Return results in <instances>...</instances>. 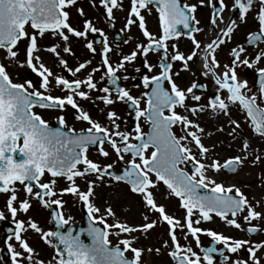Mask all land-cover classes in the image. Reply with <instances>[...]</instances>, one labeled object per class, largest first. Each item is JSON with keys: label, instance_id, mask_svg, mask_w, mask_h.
<instances>
[{"label": "snow or ice", "instance_id": "snow-or-ice-1", "mask_svg": "<svg viewBox=\"0 0 264 264\" xmlns=\"http://www.w3.org/2000/svg\"><path fill=\"white\" fill-rule=\"evenodd\" d=\"M88 4L98 12L102 9L100 15L112 26L115 12L126 11L121 31L130 32L136 26L144 39L136 40L127 53L114 49L104 30L87 17L79 0H0V50L6 61L0 62V194L7 196L5 207L15 223L13 235L21 249L17 251L8 243L12 264H151L145 256L160 255L161 249L167 250L172 264H264V240L253 242L201 227L216 217L226 226L250 235L264 231L259 223H252L264 220V195L249 199L243 186L225 185L210 175L222 170L238 175L246 164H264V149H257L250 139L241 137V120L232 117L235 108L251 132L264 139V47H260L264 45V0H197L191 4L182 0H129L127 9L123 0H88ZM150 6L158 14V36L148 30L143 14L151 15ZM198 7L211 9L209 25L214 36L204 43L197 39V34L204 31L196 16ZM72 9L79 18L76 25L72 23ZM249 16L256 30L247 33L246 44L253 46L254 54H249L244 44H237L229 49V62L221 64L218 50L231 41L241 24L248 23ZM177 26H182L183 31ZM90 34L102 37L98 64L93 63L97 49ZM182 37L192 45L187 53L178 47ZM45 38L53 42L42 47L40 41ZM133 39L130 35L123 43ZM76 41H82L91 55L76 57V63L70 65L66 56H76L72 47ZM114 51L121 53L115 62L110 56ZM41 52L54 57V66L60 73L44 62ZM150 54H156L158 61L150 62ZM138 58L142 59L139 67L135 65ZM197 61L194 71L193 63ZM128 66L139 74L131 77L140 81L134 87L145 89L139 96L119 83L130 79ZM9 67L30 71L37 82L28 78L14 82ZM240 68L255 69V92L240 77ZM196 71L213 87V95L205 103L200 102L208 84L193 80L181 87L177 82L181 72L194 76ZM65 72L68 76L62 74ZM53 89L64 95H53ZM81 101L103 105L100 113L104 122L94 119ZM117 104L134 112L136 123L132 130H121V116L114 107ZM36 107L60 113L55 116L57 126L52 127L35 112ZM68 107L74 110L75 120L87 124L86 128L77 132L67 125L62 113ZM203 114L221 121L216 132L224 133L227 126L226 135L238 141L237 154L222 162L213 154L217 145L204 143L213 133L201 126ZM141 119L148 124L147 132L142 129ZM93 148L105 161L114 158L104 163L90 159L89 150ZM117 161L123 164L119 172L114 170ZM46 174L50 179L44 182ZM78 179L84 182V190ZM58 180L65 181V186L58 189ZM17 182L22 189L16 187ZM113 182L126 185L139 198V222L121 219L107 201L103 208L96 205L95 188L111 186ZM161 183L168 195L177 198L182 218L157 203L154 190ZM257 187L264 188V171L258 176ZM65 195L83 204L86 229L74 233L69 226L73 218L65 217L62 211ZM33 199L43 208L55 206L51 219L57 230L45 231L31 218L16 219L19 213L29 212ZM4 219L0 211V220ZM241 220L248 227L242 228ZM65 226L67 231H59ZM161 226H166V239L152 235ZM28 230L55 248L50 260L40 258L23 237ZM202 235L210 239L208 246L202 244ZM112 237L116 238L115 244ZM153 239L158 247L144 243ZM54 240L58 243L54 244ZM242 250L246 257H241Z\"/></svg>", "mask_w": 264, "mask_h": 264}, {"label": "rangeland", "instance_id": "rangeland-1", "mask_svg": "<svg viewBox=\"0 0 264 264\" xmlns=\"http://www.w3.org/2000/svg\"><path fill=\"white\" fill-rule=\"evenodd\" d=\"M227 2H230V0H227ZM248 19H251V16H249ZM243 27H250L247 25H242ZM53 41L51 40L49 42L48 38H45L40 41L41 46H45L46 44H51ZM20 47V55L21 58H23V50H24V43L21 42L19 45ZM232 47V45H230ZM229 48V47H228ZM1 55V53H0ZM40 55L45 57V52H41ZM2 56V55H1ZM0 62H5L3 60V57L0 58ZM8 71L12 75V79L14 82H22L23 79L27 78V73L29 72L28 70L25 69H16L14 67H9ZM242 79L249 80L246 78L244 75V72L240 74ZM22 80V81H20ZM249 87L252 88L253 92L256 91V89L252 86V82L249 81ZM232 117L237 118L241 120V130H240V136L243 138H247L251 140V143L254 147L257 149H264V139H261L254 134H252L250 127L244 122L243 117L241 114H239L235 108H233L232 111ZM224 118H221V120ZM203 121L206 126V131H210L213 133L212 136H210V145L212 143H216V148L214 149V155H218L219 158L221 159V162L227 158L228 156H232L238 153V148L236 147V144L238 141L234 142L232 141L231 137H228L226 135L227 132V126H225V132L220 133L216 132V128L221 122L218 120L216 117L210 116L208 114H205L203 117ZM208 138V137H206ZM229 144L232 145L231 148H229ZM261 171H264V164H260L256 167H252L250 165H245L243 169L240 170L239 174H232V176H240L241 178H236L233 183L243 186L242 190L249 196V199H252V192L254 189H258L259 192V198L264 195V188L257 187L258 185V176L261 173ZM210 175H215V178L218 177L217 181L222 182L225 185L229 183V175H227L225 172L221 171L218 174H212ZM253 178V182H248L247 180L249 177ZM65 184V183H63ZM63 185L62 187H64ZM161 186V185H160ZM158 190L155 191V196L157 203L163 204L167 211L170 214L175 215L176 217L182 218L183 217V209H180L178 206V200L175 197H172L167 194V189L164 187H160ZM61 186L59 188H62ZM58 188V189H59ZM84 190V189H81ZM95 203L97 206L103 208L106 206L105 201H107L108 204L111 205L113 211L116 213L118 217L121 219H128L129 222H139V213L142 210L141 205L139 202V198L135 196L134 194L130 193L128 191V188L125 187L123 184H115L112 183L111 186H105V185H99L95 188ZM23 196V193H19ZM21 195L20 198H23ZM104 197L106 198L105 201H103ZM0 206L3 205V198H0ZM63 200L65 201L64 207L62 209L63 214L65 217L71 216L73 218L72 222L70 224H74L76 226H80L82 222V214L80 213V203L75 197L71 195H65L63 197ZM55 207V206H52ZM52 209V208H51ZM6 208H1L0 211L4 212L5 219L3 220L2 224L6 226L8 223L7 221H13L12 217L9 214H5ZM258 211L261 209H257ZM49 212L50 209L43 208L42 206L39 205L37 201L34 199L31 201V208L28 213H19L16 219L18 220H24L26 221L28 218H31L33 221L37 222L38 225L44 229L45 231L53 230V226L51 227V224L49 223ZM242 224V228L248 227V225L244 224V222L241 220L240 221ZM254 225L259 223L260 227L264 229V220L262 221H253L252 222ZM2 224H0V253L3 249L7 248L8 249V243H12L13 246L17 251H20L21 249L18 247L16 241L14 238L11 240H5L2 234ZM201 227L204 228H212L218 232H222L225 235L233 236L236 238H242V239H251L253 242H259L261 240H264V231L259 232L256 236L254 237H248L246 232L237 230L232 227H228L224 224L223 221H220L219 218L214 217L212 222H206L202 223ZM165 229L166 226H161L158 227L153 233V237H163L167 238L165 235ZM179 234V233H178ZM23 237L28 241L30 246H32L36 251L39 253L40 258L44 259L45 261L50 260L54 255V249L53 246H49L43 243V241L40 240L39 234L32 232L31 230H28L24 233H22ZM201 242L203 245H206L210 239L207 236L202 235L200 237ZM189 240H191V237H189ZM112 242L113 244L116 243V238L112 237ZM144 243H151L153 246H159V244L156 242L155 239L145 241ZM181 243H185L183 239H181ZM193 247L195 248V244L193 242ZM259 254V253H258ZM241 257H246V253L242 250L240 253ZM159 264H172L170 261V258L167 256V250L166 249H161L160 255H152ZM147 256H145L146 260ZM11 262V263H10ZM0 264H12V258L8 262H3L0 257Z\"/></svg>", "mask_w": 264, "mask_h": 264}, {"label": "flooded vegetation", "instance_id": "flooded-vegetation-1", "mask_svg": "<svg viewBox=\"0 0 264 264\" xmlns=\"http://www.w3.org/2000/svg\"><path fill=\"white\" fill-rule=\"evenodd\" d=\"M182 2H187L189 4L191 3H197V0H182ZM79 3L84 7L85 13L87 15V17L92 18L95 22H96V26L103 29L105 34L108 37V41L110 43V45L116 49H120L122 50V53H127L129 52L133 47L134 44L136 42V40H143V36L141 35L139 29L136 26H133L131 28L130 32L124 31L122 32L121 29L124 26V17L126 16V11H116L115 12V22H114V26H112V24L108 23L107 21H105L103 19V17L100 15V12H102V9L100 10V12L92 9L89 7L88 4V0H79ZM123 4H124V8L127 9L129 7V0H123ZM152 7V12L151 15H148L146 12L143 13L146 16V21H147V28L150 32L156 34L157 36L159 35V20H158V14L155 11V7L154 6H150ZM211 12V9L208 7H198L196 16L197 18L200 20V26L204 29L203 32L197 34V39L200 40L202 43L206 42L207 37H213L214 33L211 31V26L209 25V14ZM225 15H227L226 18H228V13L226 12ZM79 22V18L75 12V9H72V23L74 25H76ZM242 25H247L250 27H243ZM178 30L183 31L182 26H177ZM256 30V26L252 21V17L251 19H248V23L247 24H241L238 29L234 32L232 39L229 43L223 45L221 47V49L218 50V54H217V58L220 60L221 64L229 62L230 57L228 55L229 49L236 46L237 44H244L245 47L248 50L249 54H254V49L253 46L251 45H247L246 44V36L247 33L249 31H255ZM134 37L135 39H133L132 41H130L128 44H124L123 41L125 39H127L129 36ZM89 39L92 40L94 42V47H96L97 49V55L95 56L93 63L94 64H98L100 57H99V51L101 49V41H102V37L99 34H90L89 35ZM49 42L51 41L50 38H48ZM178 47L180 49V51L182 52H189L192 45L191 42L186 38V37H182L178 42ZM49 44H46L45 46H47ZM83 42L82 41H76L72 44L73 47V51L76 53L75 57L72 56H66V58L69 61V64L72 65L74 63H76V57H79L80 59H84L87 56H90L91 54L87 52L86 49L83 48ZM230 45H232V47H230ZM229 47V48H228ZM260 47H264V45H260ZM0 53L2 56H4L3 50H0ZM121 53L119 52H112L110 54L113 62H115L116 60L119 59V55ZM149 61L152 63H155L158 61V56L156 54H150L148 57ZM44 62L51 68L54 69V71L60 73V69L56 68L54 66V57H52L49 53L45 52V57H43ZM199 61H197L196 63H193V70L195 71L197 66H198ZM135 65L137 67L142 65V59L138 58L137 61L135 62ZM261 66H264V64H261ZM174 71L176 70L175 68L173 69ZM145 70L141 67V72H144ZM155 71H158V69H155ZM239 75L244 72V75L246 76V78H248V84L249 81L252 82V86L257 90V73L255 71V69H246V68H240L237 69ZM65 76H68V73H62ZM127 75L130 77L129 80L125 81L123 79H121L119 81L121 86L130 88L132 91V94L134 96H139L141 92L145 91V89H143V87H134V85L140 83L139 79H131L132 76H138L139 74H137L134 71V68L132 66H128V70H127ZM99 77V74H97V78ZM240 77H242L240 75ZM27 78L28 79H32L34 83L37 82V77H35L34 74H32L30 71L27 73ZM193 80H197L199 83H206L208 84V88H207V92L205 93L204 98L201 100L200 103H205L206 99L208 96L213 95V87L210 81L206 80L203 76L200 75V73L198 71H196V74L194 76L189 75L186 72H181L180 74V78L178 79V83L181 85V87H186L189 83H191ZM22 81V80H20ZM103 86V85H101ZM167 86V85H165ZM52 94L53 95H57V96H62L64 95L63 92L59 91L58 89H53L52 90ZM93 95H96V93H93ZM189 103H193L192 101H189ZM97 104L99 105V102H97ZM81 105L86 108L91 115L93 116L94 119H101V113H100V108L103 107V105H93V104H89L87 102L81 101ZM143 107V102L142 105ZM115 110L118 112V114L121 116V130H132L135 126L136 120H135V115L134 112H132V110L130 108H128L126 105L124 104H117L114 106ZM35 112H38L39 114L42 115V117L48 121V123L52 126V127H56V120H55V116L57 113L55 110H50V109H41V108H34L33 109ZM73 109H71L70 107H68L64 113H62L65 116L67 125L69 127L74 128L77 132H79L82 128H86L87 124L81 121H77L74 119L73 116ZM205 115L203 114L200 118V124L201 126L205 127L206 124L203 122L205 120H203V117ZM101 122H104L101 119ZM141 126L143 131L147 132L148 131V124L144 122L143 119H141L140 121ZM177 134H179V130L178 129H174ZM22 143V141H21ZM204 143L210 144L209 138H205ZM89 158L93 159V160H97L99 159L102 163L104 162H111V160L114 157H110L107 161L104 160V158L98 157L95 149H90L89 150ZM16 158H18L16 156ZM127 159V157H126ZM123 164L122 162L117 161L116 165H115V171L119 172L122 170ZM50 179V177L46 174L42 180L44 182H47V180ZM65 183V181L63 180H58V183L56 185L57 188H59L60 186L62 187L63 184ZM77 183L80 184L81 189H84V182L82 180H77ZM114 183V182H113ZM16 187L18 189H22V186L19 185V183L16 184ZM19 193H23L22 191H20ZM21 195V194H19ZM22 196V195H21ZM23 197V196H22ZM0 198H3V205L0 206L1 208L5 207V203H6V199L7 196L5 194H0ZM2 200V199H0ZM35 200V199H34ZM106 198L104 197L103 201H105ZM36 201V200H35ZM6 208V207H5ZM55 208V207H52ZM85 212L84 211V206L82 205L80 207V213ZM5 214H9L7 212V209L5 210ZM82 214V213H81ZM10 215V214H9ZM8 223H12V221H7ZM49 223L51 224V227L53 226L51 221H50V212H49Z\"/></svg>", "mask_w": 264, "mask_h": 264}, {"label": "bare ground", "instance_id": "bare-ground-1", "mask_svg": "<svg viewBox=\"0 0 264 264\" xmlns=\"http://www.w3.org/2000/svg\"><path fill=\"white\" fill-rule=\"evenodd\" d=\"M227 17V15H225V18ZM226 19H228V18H226ZM209 39H211V37H207V40H209ZM206 40V41H207ZM229 177V179H228V181H229V183L228 184H230V183H233L234 181H235V179L236 178H241V175L240 176H232V175H229L228 176ZM218 177H216V179H217ZM218 180V179H217ZM248 182H253V178L250 176L249 177V179L247 180ZM253 196H255L257 199L259 198V192H258V189L256 188V189H254V191L252 192V197ZM148 260H150L151 261V264H159V263H157V261H155V259H154V257L153 256H151V257H148L147 256V258H146V261H148Z\"/></svg>", "mask_w": 264, "mask_h": 264}, {"label": "water", "instance_id": "water-1", "mask_svg": "<svg viewBox=\"0 0 264 264\" xmlns=\"http://www.w3.org/2000/svg\"><path fill=\"white\" fill-rule=\"evenodd\" d=\"M19 156V155H18ZM86 221V227H85V229L87 228V223H88V221L87 220H85ZM53 222H54V224H55V221L53 220ZM60 231H62V228L61 229H59ZM14 231V230H13ZM257 234V233H256ZM256 234H249L250 236H254V235H256ZM82 237H84L85 239H87V236H86V234H83L82 235ZM53 243L54 244H57L58 242L57 241H53ZM62 247V246H61ZM2 259L5 261V260H7V259H9V254L6 252V251H4V252H2Z\"/></svg>", "mask_w": 264, "mask_h": 264}]
</instances>
